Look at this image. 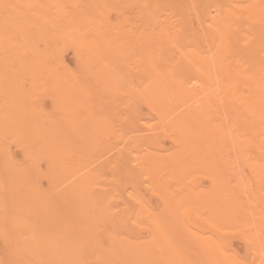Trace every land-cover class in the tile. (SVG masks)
Here are the masks:
<instances>
[{
    "label": "bare ground",
    "instance_id": "6f19581e",
    "mask_svg": "<svg viewBox=\"0 0 264 264\" xmlns=\"http://www.w3.org/2000/svg\"><path fill=\"white\" fill-rule=\"evenodd\" d=\"M0 264H264V0H0Z\"/></svg>",
    "mask_w": 264,
    "mask_h": 264
},
{
    "label": "rangeland",
    "instance_id": "374dc122",
    "mask_svg": "<svg viewBox=\"0 0 264 264\" xmlns=\"http://www.w3.org/2000/svg\"><path fill=\"white\" fill-rule=\"evenodd\" d=\"M65 54V55H64ZM63 56H64V60H65V62L67 63V64H69V65H71V63H72V65H74V57H73V54H72V51L71 50H67L66 52H64L63 53ZM66 58V59H65ZM240 242L239 241H234V243H233V245H234V247L237 249V250H239V251H241V250H243V248H244V246L241 244V246H240ZM242 248V249H241Z\"/></svg>",
    "mask_w": 264,
    "mask_h": 264
}]
</instances>
